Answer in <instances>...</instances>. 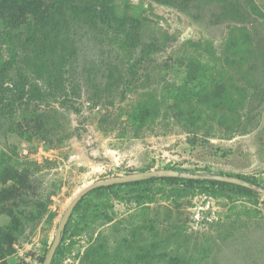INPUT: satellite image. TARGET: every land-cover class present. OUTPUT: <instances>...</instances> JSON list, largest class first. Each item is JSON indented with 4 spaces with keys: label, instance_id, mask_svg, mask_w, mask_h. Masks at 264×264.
Masks as SVG:
<instances>
[{
    "label": "rangeland",
    "instance_id": "obj_1",
    "mask_svg": "<svg viewBox=\"0 0 264 264\" xmlns=\"http://www.w3.org/2000/svg\"><path fill=\"white\" fill-rule=\"evenodd\" d=\"M108 3L92 17L79 0H0L41 89L0 90V264H42L99 178L172 166L264 186V0ZM51 61L63 91L38 78ZM152 187L86 195L52 264H264L263 193Z\"/></svg>",
    "mask_w": 264,
    "mask_h": 264
},
{
    "label": "trees",
    "instance_id": "obj_2",
    "mask_svg": "<svg viewBox=\"0 0 264 264\" xmlns=\"http://www.w3.org/2000/svg\"><path fill=\"white\" fill-rule=\"evenodd\" d=\"M29 1L30 0H26L25 5H27ZM79 1L85 3L87 12L92 17H96V16L105 17L108 14L107 13L108 6H109L108 2L110 0H79ZM160 1H163V2L176 1L177 2L180 0H160ZM182 1H189V0H182ZM36 12L37 11H33V13H36ZM115 20L117 21V19ZM8 21H9V18H7V16L0 14V25H1L2 33L4 35L3 38H4V44H5V51H6V54H8L7 58L2 59V54L0 53V90H16L17 92H21L23 90H30L31 93H34L35 91H38L41 89L36 82L29 81V78L24 72V69L22 67L16 65L17 47L14 46L11 42L12 40L11 33L9 30H7L8 25H11V24H8ZM120 40L121 42H123L122 39ZM127 41H132V38L131 39L128 38ZM125 46L126 44H123L121 48L124 49ZM40 66H43V71H39V72L37 71L38 78L42 80L44 85L50 87L51 89H55L54 92L63 91L62 89H64V73H63L62 67L58 66V64L54 61L48 62L46 64H41ZM200 86H201V83H198V85L195 86L196 90H192V92H194L195 95L198 93V87ZM183 89H184V86L180 88V90H183ZM190 89H192V87ZM185 95L187 96L186 92H176L174 97L177 96L178 99H181ZM143 108H144L143 104H139L137 107L133 109L132 113L134 115L138 114L137 115L138 118L142 119ZM165 168L183 169V168L172 167V166H167ZM228 175H233V174H228ZM234 176H238L248 181H251L253 183L259 184L252 179H247L240 175H234ZM156 182H164L168 184V186L173 192L174 191L177 192L176 190H179V193L180 191H182V193L184 194H193L195 191H200L204 193L205 195L210 196L212 194H216V192L219 190L220 185L221 186L223 185L232 186L238 189V191L241 192L242 194H251V193L256 192L249 188H245L241 185L224 182V181L209 180V179H185V178H178V177H155V178L143 179V180H138V181L113 184L109 186L97 187L89 191L87 194H85L81 198V200L86 195H89L92 192H99V191H104V190L109 191V190H112L114 187H120V188L126 187L127 189L123 190L122 193L124 195H130V196H132V192L134 191H138L142 193L150 192L153 189L152 185ZM130 187H132L133 189L132 190L129 189ZM69 227H70V217L64 227L63 234L68 232ZM61 241H63V236H62ZM59 246H60V243L57 246L56 250L58 249ZM51 264H52V261H51Z\"/></svg>",
    "mask_w": 264,
    "mask_h": 264
},
{
    "label": "water",
    "instance_id": "obj_3",
    "mask_svg": "<svg viewBox=\"0 0 264 264\" xmlns=\"http://www.w3.org/2000/svg\"><path fill=\"white\" fill-rule=\"evenodd\" d=\"M155 177H178L185 179H209V180L224 181V182L241 185L245 188H249L251 190L264 194V186L253 183L238 176L228 175L225 173H219L213 171L202 172V171H195L188 169L157 168V169L131 172L124 175L121 174L116 176L99 178L82 186L75 194H73V196L68 201L57 224L53 240L45 256L42 259L43 260L42 264H51L52 261L51 258L54 256L55 250L61 241L64 227L74 207L85 194H87L89 191L93 190L94 188L101 186H109L113 184L132 182V181H138V180L155 178Z\"/></svg>",
    "mask_w": 264,
    "mask_h": 264
}]
</instances>
